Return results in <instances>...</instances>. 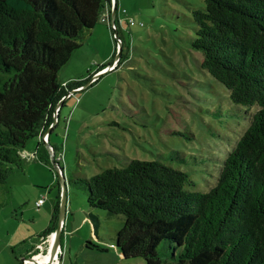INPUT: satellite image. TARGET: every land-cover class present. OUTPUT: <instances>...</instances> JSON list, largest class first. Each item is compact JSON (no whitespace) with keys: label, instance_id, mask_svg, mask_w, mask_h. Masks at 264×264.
Listing matches in <instances>:
<instances>
[{"label":"trees","instance_id":"obj_1","mask_svg":"<svg viewBox=\"0 0 264 264\" xmlns=\"http://www.w3.org/2000/svg\"><path fill=\"white\" fill-rule=\"evenodd\" d=\"M115 10L112 30L110 0H0V73L10 75L0 81L1 194L8 193L13 168L21 167L25 144L47 131L62 98L91 78L64 85L58 79L80 37L106 17L114 51L117 40L123 47L117 5ZM192 17L191 47L202 54L200 69L226 88L232 104L257 108L222 162L216 185L207 193L190 192L187 174L138 160L68 183L86 191L91 208L125 217L114 240L125 260L264 264V0H204V9ZM35 158L50 167L42 145ZM59 192L40 238L56 229ZM160 244L172 249L174 262L167 255L159 259Z\"/></svg>","mask_w":264,"mask_h":264},{"label":"rangeland","instance_id":"obj_2","mask_svg":"<svg viewBox=\"0 0 264 264\" xmlns=\"http://www.w3.org/2000/svg\"><path fill=\"white\" fill-rule=\"evenodd\" d=\"M118 7L125 11L117 13L122 62L92 86L86 82L62 110L68 116L58 137L57 157L66 181L67 204L59 264H145L141 258L123 259L114 245L125 217L91 208L86 191L68 181L123 168L131 160L157 161L187 174L188 191L207 193L257 110L232 104L226 88L200 69L202 54L191 47L192 12L203 10L204 0H122ZM107 24L99 22L92 35L86 32L80 37V47L58 73L59 82L87 79L101 65L113 63L118 51ZM9 76L0 73V81ZM73 105H79L76 113ZM47 170V177L26 178L27 183H40L37 188H11L13 173L6 183L7 195L0 192V264L20 263L40 253V241L32 255L20 252L22 246L38 241L30 235L43 233L48 223L45 216L38 217L42 210L37 213L33 205L37 195L50 190L46 197L56 202L59 181L51 165ZM50 178L53 185H45ZM171 253L165 244L157 247L162 262Z\"/></svg>","mask_w":264,"mask_h":264},{"label":"crops","instance_id":"obj_3","mask_svg":"<svg viewBox=\"0 0 264 264\" xmlns=\"http://www.w3.org/2000/svg\"><path fill=\"white\" fill-rule=\"evenodd\" d=\"M92 31L89 32V35H92L93 34ZM63 82H65V81H63ZM61 84H63V83H61ZM70 99H68V98L63 99V101H62V103H61V105L59 107L58 120H57L56 125L52 129L45 131L47 133L48 143L47 144H43V143L41 144V142H40V140L38 138H34V139L29 140L25 144V146L22 149V152L21 153H23L24 155H27V156L31 155V157L34 156L32 158L33 159V162H26V161L23 160V158H21L22 159L21 160V167L20 168H16L15 170L13 168V171L14 172L12 171V173H11V174L15 173V176H14L15 181H13V182H11L9 184L11 188L14 187V186H22V187L24 186V187H27L28 188L29 185L31 187H36L37 188V186H40L39 185L40 183H37L36 181H30V182L27 183L26 182V178L39 177L38 175L47 177V175H48V170L47 169L49 167L45 163H43L41 161H38V159L35 158V154L37 153V150L40 149L41 145L48 152V148L46 147V145L49 144L52 148H55V150H53L54 151V154H55V157H56V155H58V153H59L58 150L61 147V142L59 141L58 137H60V134L62 133V130H63V127H64V119L68 116L67 115V112L66 111H62V110H63V107H65L67 105V102ZM69 108H70V106H69ZM72 108H74L73 111H75V113H76V111L79 109V105H77V107H75V105H73ZM73 124H74V122H73ZM68 147H69V145H68ZM48 155H49V152H48ZM23 164H26V166L23 167ZM59 164H60V162H59ZM50 172H51V170H50ZM9 176H8V178H9ZM8 178H7V180H8ZM7 184H8V182H7ZM45 185H48V186L53 185V179L50 178V180L48 181V183L45 184ZM58 188H59V186H58ZM59 191H60V189H59ZM50 192H51L50 190L48 192H46V195H45V193H39L37 195V197H36V200L33 203L34 207L38 210L37 213H39L42 210V214L41 215L38 214V217L42 216V218H43L45 216L47 218L46 221H45V223L46 222H48V223L44 225V228H48V226L50 225L51 217H52V214H53V207H54L53 204L54 203H53V201H51L49 198L46 197L47 194L48 195L50 194ZM57 192H58V190H57ZM42 195H43V197H45V200H44V202H43V204L41 206L36 207V202L42 197ZM16 207H18V205H15V208ZM31 208L32 207H30V209ZM50 211H52V214H50ZM18 231H20V230L18 229L17 232ZM29 231H30V229L28 228L26 230V233L28 235H29ZM25 235L26 234H22V236H25ZM41 235H42L41 231H36V234L34 236H33V234H31L30 237H29V239L30 238H34L35 236H37L38 237V241H36L34 243V245H32V246H30V245H24V246H22V248H23L22 251H21V248L19 249V251H21L20 253H24L25 256L32 255V253L35 250V247L38 245V243L40 241V236ZM31 242H32V240H30V244H31ZM57 264H59V256L57 258Z\"/></svg>","mask_w":264,"mask_h":264},{"label":"water","instance_id":"obj_4","mask_svg":"<svg viewBox=\"0 0 264 264\" xmlns=\"http://www.w3.org/2000/svg\"><path fill=\"white\" fill-rule=\"evenodd\" d=\"M115 6L112 8L111 10V16H110V22L111 24H114V20L116 17V10H115ZM115 37H117L116 33H114ZM120 48H121V44L119 42L118 44V53L116 58L114 59L113 63L110 66H107L108 70L110 71L112 70L118 63L119 57H120ZM107 71H103L101 73L98 74V77H100L101 75L105 74ZM84 88V87H83ZM65 99V98H64ZM63 99L58 103L57 107L59 108L61 103H62ZM46 147H51L49 144L46 145ZM49 160H50V165L52 166V168L54 169V171L56 172L58 181H59V189H60V194H59V212H58V219H57V226L56 229L54 230L53 233V240H52V244L50 245V249H49V263H52L55 258L58 257V252L61 251L62 246H61V234L63 231V222H64V218H65V213H66V204H67V186H66V181L63 175V171L62 169L59 167V164L54 160V152L53 150H51V152H49ZM24 261H30L31 264H39L38 262L34 261L33 258H25L23 260H21L20 264H24Z\"/></svg>","mask_w":264,"mask_h":264},{"label":"built area","instance_id":"obj_5","mask_svg":"<svg viewBox=\"0 0 264 264\" xmlns=\"http://www.w3.org/2000/svg\"><path fill=\"white\" fill-rule=\"evenodd\" d=\"M119 1H122V0H110V12H111V10H112V8L115 6L116 7V5H117V12H121V13H125V11L124 10H119V7H118V5H119ZM106 19V17H102L101 19H100V22H103L104 20ZM109 21V20H108ZM129 25L130 26H132L133 25V23L131 22V21H129ZM111 29L112 30H114L115 29V27H114V24H111ZM117 44H116V49H118V44H119V40H117ZM106 70H108V68H106V69H104L103 71H106ZM103 71H101V72H103ZM100 72V73H101ZM98 79V73H95L94 75H92L91 76V78L88 80V84H92V83H94L96 80ZM83 89V87H80V88H77V89H73V90H71V91H69L68 93H67V95L65 96V97H63L62 99H64V98H69L71 95H73V94H75V93H77V92H80L81 90ZM58 112H59V108L56 106V108H55V110H54V115H53V122L49 125V127H48V129L47 130H50V129H52L55 125H56V123H57V120H58ZM39 140H40V142L41 143H43V144H47L48 143V137H47V133L46 132H44L43 134H40L39 136ZM51 150H52V148L51 147H48V152H51ZM22 152V151H21ZM21 152H19V156H20V158H33V157H31V155H29V156H27V155H24L23 153H21ZM54 152V151H53ZM58 155H56V157H55V155H54V157H55V161L59 164V162H61V159H60V157H57ZM22 160V159H21ZM44 200H45V197H41L37 202H36V207H39V206H41L42 204H43V202H44ZM53 237V233H50L48 236H46V237H42L41 238V240H40V244L37 246V248L40 250V253L38 254V255H47V254H49V249H50V241H51V238ZM52 240H53V238H52ZM61 251H59L58 252V256H59V253H60ZM34 257V256H33ZM58 258V257H57ZM57 258H55V260L52 262V263H50V264H57ZM24 264H29L28 262H26V261H24Z\"/></svg>","mask_w":264,"mask_h":264},{"label":"bare ground","instance_id":"obj_6","mask_svg":"<svg viewBox=\"0 0 264 264\" xmlns=\"http://www.w3.org/2000/svg\"><path fill=\"white\" fill-rule=\"evenodd\" d=\"M52 238H51L50 244H52ZM33 260L38 262L39 264H49L50 257H49V254L37 255V256L33 257ZM26 262H28L30 264V261H26Z\"/></svg>","mask_w":264,"mask_h":264},{"label":"clouds","instance_id":"obj_7","mask_svg":"<svg viewBox=\"0 0 264 264\" xmlns=\"http://www.w3.org/2000/svg\"><path fill=\"white\" fill-rule=\"evenodd\" d=\"M84 87V86H83ZM84 89V88H83ZM52 148V147H51ZM55 155V154H54ZM55 160V159H54Z\"/></svg>","mask_w":264,"mask_h":264}]
</instances>
